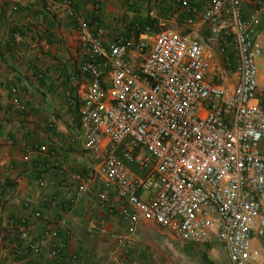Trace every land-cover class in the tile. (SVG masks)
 Returning a JSON list of instances; mask_svg holds the SVG:
<instances>
[{
  "label": "built area",
  "instance_id": "2783aa9c",
  "mask_svg": "<svg viewBox=\"0 0 264 264\" xmlns=\"http://www.w3.org/2000/svg\"><path fill=\"white\" fill-rule=\"evenodd\" d=\"M198 1L174 0L183 13L179 26L135 25V38L116 32L106 44L73 0L55 1L85 48L78 121L95 161L97 195L104 200L112 188L127 222L110 233L111 264H124L126 251L138 253L133 232L143 218L178 241L219 242L230 264H264V99L256 81L264 0L248 13L240 0ZM124 161L145 172L134 174ZM87 191L80 183L74 194ZM63 223L54 220L50 232ZM28 235L20 220L17 238L25 245H15L16 254L58 257L65 246Z\"/></svg>",
  "mask_w": 264,
  "mask_h": 264
},
{
  "label": "crops",
  "instance_id": "0c3cea01",
  "mask_svg": "<svg viewBox=\"0 0 264 264\" xmlns=\"http://www.w3.org/2000/svg\"><path fill=\"white\" fill-rule=\"evenodd\" d=\"M55 1L0 0V264H111L107 257L114 246L110 233L123 231L127 222L119 217L117 206L122 200L112 188L104 200L97 195L95 161L85 150L78 121L83 81L79 64L85 48L77 38L74 20ZM198 3L204 5L203 0ZM254 4L255 0H240L243 13ZM72 5L105 44L116 32L135 38V25L177 26L183 19L174 0H73ZM260 17L259 25L264 14ZM257 59L256 81L262 90L264 63L260 56ZM119 149L115 146L114 151L119 154ZM124 162L136 175L145 172L135 161ZM80 183L89 191L77 196L74 191ZM59 218L64 223L51 233L52 222ZM20 220L29 238L44 237L47 245L63 241V254L36 256L28 250L16 254L14 246L25 245L17 238ZM164 231L150 219L138 221L133 238L139 251H126L124 264L227 260L223 248L206 242H153L154 234ZM253 242L258 246L257 240ZM156 245L175 256L158 252ZM204 248L206 259L201 253ZM191 250H198L199 258L187 261L183 255ZM153 252L161 256L152 257ZM64 254L72 257L66 260Z\"/></svg>",
  "mask_w": 264,
  "mask_h": 264
},
{
  "label": "rangeland",
  "instance_id": "374dc122",
  "mask_svg": "<svg viewBox=\"0 0 264 264\" xmlns=\"http://www.w3.org/2000/svg\"><path fill=\"white\" fill-rule=\"evenodd\" d=\"M261 18V17H260ZM165 25H169V24H165ZM177 26H179V24H176ZM150 26H152V28L153 29H157L158 27H161V26H163V25H161V24H150ZM259 27H264V20H263V22H262V24L261 25H259ZM204 35H206L207 34V31L206 30H203V32H202ZM228 49H229V46H228ZM218 57L220 56L219 54L217 55ZM263 63H264V61H263ZM261 94H262V99H264V89H262L261 90ZM153 240V242H155V243H158V242H168V241H178V240H176V239H173L172 237H170L169 235H168V233L166 232V231H164V232H159V233H156V234H154V238L152 239ZM206 243H209V246L211 247V246H215V247H217V249L218 250H222V246L220 245V243L219 242H217V241H214V240H212V241H205ZM157 246V248H158V252H160V253H162V252H164L165 253V255H167V256H171V257H173V256H175V253H173L172 251H170L169 250V252L166 250V248L165 249H163L162 248V245H156ZM165 247H166V245H164ZM207 251H206V249L204 248L203 250H202V254H203V259H206V255H207V253H206ZM197 253H198V250L196 251V250H191L190 252H188V253H185L184 255H183V257H186L187 258V261L188 260H190V261H193V259H198L199 258V256L197 255ZM152 257H158V256H161V254H157V253H155V252H153V255H151ZM177 256V255H176ZM222 261V260H221ZM218 264H230L225 258H224V261H223V263L222 262H220V263H218Z\"/></svg>",
  "mask_w": 264,
  "mask_h": 264
}]
</instances>
